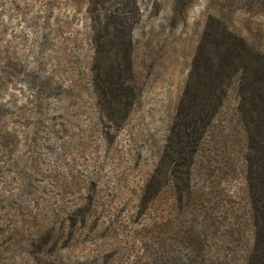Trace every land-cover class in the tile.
<instances>
[{"label": "rangeland", "instance_id": "374dc122", "mask_svg": "<svg viewBox=\"0 0 264 264\" xmlns=\"http://www.w3.org/2000/svg\"><path fill=\"white\" fill-rule=\"evenodd\" d=\"M136 3L134 104L126 119L110 121L92 87L100 56L89 3L0 0V264H201L186 236L187 216L201 210L213 235L206 248L219 256L209 264L235 247L237 225L248 245L251 210L232 93L196 160L202 202L180 209L166 179L155 204L145 205L143 193L163 166L206 22H222L264 53V0Z\"/></svg>", "mask_w": 264, "mask_h": 264}, {"label": "trees", "instance_id": "16d2710c", "mask_svg": "<svg viewBox=\"0 0 264 264\" xmlns=\"http://www.w3.org/2000/svg\"><path fill=\"white\" fill-rule=\"evenodd\" d=\"M84 1L89 3V20L97 26L95 53L100 56L92 68L93 92L107 119H126L135 94L133 29L141 17L136 0L134 9H128L124 0ZM25 73L24 70L22 75L27 81L29 75ZM29 87L33 88L32 99L36 95L40 102L36 87ZM230 93L234 96L232 112L244 149L242 160L252 236L248 245L243 246L241 225H237L230 242L235 247L220 249L223 261L214 264H264V53L254 50L215 19L206 22L164 145L163 166L157 167L150 176L143 202L145 205L156 203L163 189V179L171 185L174 203L178 202L180 209H190L198 200L202 202L204 192L196 183V160ZM189 215H183L188 219L186 236L201 251V264H209L208 259L218 260L213 247L206 248L213 235L199 220L201 217L210 220L208 212L201 210L198 215L191 212Z\"/></svg>", "mask_w": 264, "mask_h": 264}]
</instances>
